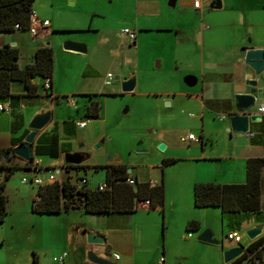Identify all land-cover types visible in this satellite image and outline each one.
Listing matches in <instances>:
<instances>
[{"label":"rangeland","instance_id":"374dc122","mask_svg":"<svg viewBox=\"0 0 264 264\" xmlns=\"http://www.w3.org/2000/svg\"><path fill=\"white\" fill-rule=\"evenodd\" d=\"M162 1L164 0H159V4ZM262 2L264 3V0ZM98 4L101 7L108 5L106 0L105 3L103 0H76L73 6L69 5L67 0H34L31 5V10L38 19H46L50 26L59 28L54 29L58 31L52 34V38L58 41L64 36L79 37L83 39L80 44L85 47L87 44L89 53L86 61H89V64L84 65L81 70H85L88 74L87 78L94 86L98 88L100 84L102 85V77L106 73L111 75L110 85L101 86L105 95L100 98L98 118L87 120L86 127L82 129L83 132L88 130L89 134L92 130L95 131L94 136L89 135L87 140L82 137L76 143L75 147L82 158L80 163L82 168L70 172L71 181L84 176L88 187H95L104 174L103 169L98 166L117 160L145 179H156L159 182L162 175L164 210L160 213L157 209L146 210L140 207L129 216L122 213L80 211L73 212L72 216L67 217L64 214L35 215L30 213L28 195L33 193L36 185L20 182L21 177L35 174L16 169L4 183L7 184L4 194L8 209L6 224L1 229L7 223L14 225L12 229L8 228L3 232L5 245L0 248V264H31L32 253L36 256V264H59L53 260V257L61 252L66 253L63 264H88L87 252L104 257L112 264H130V260L119 250L116 252L120 259L113 260L108 247L85 241V231L87 232L92 225L104 224L103 227L107 228L118 223L124 224L127 221L126 217L130 216L132 218L128 223L133 230L135 262L163 264V255L166 254L165 264H225L222 252L229 244L234 243L225 238V234L230 229L226 227L224 219L219 216L217 209L193 208L190 193L180 191L182 168L186 165V162L180 158L190 152L199 153L200 150L197 142H181L180 137L188 132L198 137L200 132L191 118L186 116L188 109L184 106L179 107V104L176 106L175 101L167 108L164 104L168 100L162 102L160 100L164 93L174 92L175 87L178 86V75L171 65L172 42L167 34H162L165 38H160L158 34H150L139 45L128 47L131 43L116 33L114 24L106 22L102 26L114 32L110 47L113 50L107 51L109 44L104 45L102 50L99 49L98 43L104 40L100 39L99 34L88 30L70 29L86 27L88 12L95 10ZM165 11L170 14L172 11L175 12L176 8L169 7ZM195 17L194 15L190 19L194 20ZM259 18L264 21V15H260ZM96 19L93 17L92 21H97ZM2 37L6 38L5 34H2ZM11 37L18 42L17 64L22 66L29 58V43L32 41V36L27 31L16 30ZM33 38L39 40L40 37L36 35ZM46 40L49 42L47 46H50L52 51L51 74L54 77V85L68 88L74 82L76 68V58L66 54L71 52L62 48V42L68 39L60 41L59 45L57 42L51 44L49 39ZM117 50L122 58L120 66L112 57ZM64 71L71 74L69 79L66 78ZM128 74H131L136 86L130 92H120L121 79ZM113 77L117 79L114 80ZM182 83L185 84L183 80ZM150 92L161 95H157L158 97L147 95ZM73 106L62 101L55 104L54 110L63 113L67 112V109L75 110ZM179 108H184V113L178 111V116L173 121H165L166 117H171L170 114ZM221 116L224 122L227 121L225 115ZM216 124L218 125L216 119H209L205 123V128L207 130L209 126L210 130H214ZM220 135L218 139L211 137L213 148L219 149L223 146L225 136ZM208 143L209 141L206 140L202 148L207 149ZM159 144L164 146L163 149H158ZM164 158H173L177 161L162 167L161 160ZM95 165L97 167L92 168ZM48 172L54 173L53 170ZM43 175L44 173H41V176ZM53 175L55 179L60 176V174ZM1 178L0 175V180ZM170 201L173 204L172 210L168 207ZM188 217L199 218L198 231H185L184 225ZM106 220L111 222V225L104 223ZM262 221L261 212L250 213L244 217L245 226L237 230L240 245L247 243L245 231L250 222H255L257 225ZM204 229L212 233L214 230L213 237L219 245L195 239V236ZM187 234L190 238H187ZM239 264L246 263L242 261Z\"/></svg>","mask_w":264,"mask_h":264},{"label":"crops","instance_id":"0c3cea01","mask_svg":"<svg viewBox=\"0 0 264 264\" xmlns=\"http://www.w3.org/2000/svg\"><path fill=\"white\" fill-rule=\"evenodd\" d=\"M67 1L69 5L72 6L76 3V0ZM103 1L105 3V0ZM106 1L108 5L101 7V5L98 4L95 10L88 12L89 15L86 27L70 29L88 30L99 34V36H101L100 39L102 38L105 40H100L98 43L99 49L102 50L105 47L104 45L109 44V47H107L108 52L112 49H110V47L112 45L111 40L114 39V32L102 26L106 22L114 24L117 29L116 33L119 35H122L120 31L123 28H127L134 33V39L132 41L122 35L127 39L128 43H131L128 47L133 48L139 45V43H142L150 34H158L160 38H165V36L162 35L163 33L167 34V37L172 42L171 51L173 59L171 65L178 75V86L175 87L174 92L164 93L165 95L161 97L160 100L161 102L168 100L167 104H164L167 108L171 107L175 101L176 106L179 104V107L184 106L185 109H188L186 110V116L191 118L190 120L197 125L200 132L199 136L196 137L200 148L199 153L190 152L180 158L182 161L186 162V165L182 168L180 191L184 193L188 191L190 193L191 204L192 187L195 183H243L245 180V162L249 158L263 159V165L259 170L261 180V174L264 172V125L260 121H249L246 133L240 135L227 131V121L224 122V118L219 120L217 117L219 115L227 116L234 111L233 97L236 94H242L244 92L246 87L245 81L247 79H254L256 81V88L259 90L258 93L254 94V106L250 111L254 109L255 104L259 101L264 102V68L259 74L254 75L253 71L243 62L244 53L247 49H262L264 51V21L259 18L260 15H264V3L262 0H220V7L217 9H211L209 3H203L199 10L193 9L191 0H174L172 6L168 5V0L162 1L161 4H159V0ZM169 7L176 8V11L167 14L165 10ZM194 15L196 16L195 19H190ZM93 17H96L97 21H92ZM92 22H94L93 25ZM54 29L59 28L50 26L49 23L48 27L38 34L40 37L39 40H35L32 36V41L29 43V58L26 62H23L22 66H18L17 64V56L15 62L19 68L32 62L34 50L40 46H45L44 43L47 41L46 39H49L51 44L57 42L58 45L60 41L64 39L76 43L83 41V39L79 37L66 36L57 41L55 38H52V34L58 31ZM13 32L0 33V45L7 44L10 47L16 48L19 55L18 42L15 38L11 37ZM2 34H5L6 38H3ZM65 51L71 52L66 54H70L76 58L75 79L70 87H56L54 85V77L50 74L48 95H45L40 88L41 79L34 77L30 80L31 84L36 85L34 94L26 95L22 83L11 82L9 86L10 96L0 98V105H7L6 109L3 108L0 110V149H8V153H11V149L21 143L24 137L32 131L28 125L34 116L45 112L49 113L48 121L40 129L34 131L35 134L30 144V170L27 169L24 171L32 172L41 179H46L49 170L54 171L62 169L63 165H65L63 160V155L65 153H79L75 146L82 137H85L87 140L89 139V135L92 134L91 136H94L93 133H95V131L92 130L91 134H89L88 130L83 132L82 129L86 127L87 120L97 119L98 116L96 118H87L83 115V111L90 100L98 99L100 102V98L105 95L101 87L104 77H102V85L100 84L97 88L91 83L89 78H87L88 74H86L85 70H81L84 65L87 66L89 64V61H86L89 53L87 44L84 52L72 50ZM112 57L116 59L117 64L120 66L122 58L118 50ZM156 66H158L157 62ZM67 72L68 71H64V74L67 76L66 78L69 79L71 74L69 75ZM131 77V74H128L121 80ZM181 77H183L182 80L185 84L182 83ZM134 86H136L135 80L133 88ZM147 95L158 97L161 94L150 92ZM58 96L74 98V106H72L75 107V110L67 109V112H55V104L61 103L56 100ZM184 108H179V110L170 114L172 116L166 117L165 121H173L174 118L178 116L179 112L184 113ZM209 119H216L218 121L216 129L210 130L209 126H207L206 130L205 123ZM13 120H15L17 126L15 125L11 128L10 123ZM80 120L85 121V125L82 128L76 127L75 124L76 121ZM86 134L88 135L86 136ZM187 134L191 133L188 132ZM220 134H224L225 142L221 148H213L211 137L218 139L219 136H221ZM206 140L209 141V147L204 149L202 146H204ZM191 142L194 141L185 143ZM0 161L3 165H7L8 163L7 159L0 158ZM81 161L78 165H81ZM176 161L161 166L171 165ZM21 162L22 161L19 159V163ZM107 164L122 163L115 160L100 165ZM128 169L129 175L136 181H146L150 185L158 184L156 179H145L135 170L131 168ZM41 173H44V175L41 176ZM85 181V187L93 189L97 185L103 183L104 174L100 183H97L95 187H88L86 178ZM6 189L7 184H4L3 193ZM34 191L33 193H29L28 200L31 201V198L34 196ZM172 206V201H170L168 205L169 210H172ZM140 207L148 210L145 206H138L137 209ZM203 208L217 209L219 211V216H221L220 210L217 207ZM7 209L6 200V213L3 221L0 223V248L5 245L3 232L8 228L12 229L14 225L12 223H7V225L1 229V227L6 224ZM154 209H157L161 213L164 210L163 203L161 208L156 207ZM78 211L83 212L82 209H71L56 214H35L31 211L30 213L41 216L64 214L67 217L72 216L73 212ZM249 214L250 213L242 214V221L239 225V229L245 226L244 217ZM131 218V216L126 217L127 221L124 224L118 223L107 228L103 227L104 224H94L87 232L85 231V233L100 236L103 240V243L100 245L108 247L111 250V254H117L116 250H119L121 254L130 260V264H142L134 260L133 230L128 223ZM186 219V222L189 220H196L198 222V229L195 231L199 230V218L194 217V219H190L188 217ZM104 223L111 225V222L108 220ZM255 225V222H250L247 229ZM231 231L237 232V230H229L228 232ZM186 236L190 238L189 234ZM258 236L259 234L252 239H248L247 243L241 246L245 248L250 242L256 240ZM235 245L236 244H229L225 249H229ZM163 256L162 262L165 264L166 254ZM119 259L120 257L118 256L117 260ZM60 264H63V261ZM157 264L159 263L157 262Z\"/></svg>","mask_w":264,"mask_h":264},{"label":"trees","instance_id":"16d2710c","mask_svg":"<svg viewBox=\"0 0 264 264\" xmlns=\"http://www.w3.org/2000/svg\"><path fill=\"white\" fill-rule=\"evenodd\" d=\"M34 0H0V33L16 31L13 24L17 23L20 31H25L28 22V14ZM18 51L7 44L0 45V98L9 95L11 82H20L25 88L26 95L35 93L36 85L30 80L34 77L41 79L40 88L45 95L47 92L42 87L44 78H50L52 52L49 46H40L33 52V60L19 68L16 64ZM58 100V99H57ZM100 109L98 99L90 100L85 106L83 115L87 118H96ZM16 118V116H15ZM16 120V119H15ZM15 120L10 127L17 126ZM7 153V165L0 161V223L5 216L4 183L16 169H30L29 162L19 163V158L8 149H0V158ZM176 159L164 158L161 165L174 162ZM263 165L262 158H249L245 162V180L241 184H219L212 182L195 183L192 187V205L195 208L217 207L226 227L230 230H238L244 213L263 214L259 202L261 180L259 170ZM93 166L92 168H96ZM104 169L105 187L98 190L96 187L88 189L85 184H77V178L71 181L70 171L82 168L78 164L63 165L58 179L41 186H35L34 196L30 201V211L35 214H56L71 209H82L85 213H122L129 216L135 212L138 202L148 201V210L156 207L161 208L163 202L162 175L158 184L150 185L146 181H136L129 185L124 182L125 178L131 177L124 164H107L98 166ZM47 169V168H45ZM76 175V174H75ZM198 229L196 220H189L185 224L186 231ZM264 240L262 237L249 243L247 251H252ZM256 251L253 258L259 257ZM246 259V255L240 254L226 264H238ZM252 259L249 260L251 264ZM31 264H36V256L32 253Z\"/></svg>","mask_w":264,"mask_h":264},{"label":"water","instance_id":"95a60500","mask_svg":"<svg viewBox=\"0 0 264 264\" xmlns=\"http://www.w3.org/2000/svg\"><path fill=\"white\" fill-rule=\"evenodd\" d=\"M174 0H168V5L172 6ZM211 9H217L220 7V0H211L209 3ZM45 46L48 45V41H45ZM62 48L64 50H72L76 52H84L85 47L83 44L64 41L62 42ZM243 62L246 64L254 73V75L259 74V72L264 68V51L262 49H247L244 53ZM117 78L114 77V80ZM134 79L128 78L120 82V91L121 92H130L133 89ZM245 89L242 94H236L233 97L234 100V111L229 113L226 116L227 120V131L235 134H244L247 131V125L249 121H256L258 119L257 115H254L250 111L254 105V94L258 93L259 90L256 88V81L254 79H247L245 81ZM167 104V102L165 103ZM49 119V113L45 112L39 115L34 116L29 122L28 127L32 130L28 133L23 141L13 147L11 152L17 158L23 162L31 161L30 153V144L35 134V130L40 129ZM163 145L159 144L158 149H163ZM7 153L1 155L2 159H6ZM81 156L78 153H65L63 155V160L65 164H78L81 161ZM23 169L22 171H26ZM129 169L127 168V172ZM260 233V224L255 225L254 227L247 229L245 235L248 239H252ZM196 240L204 243H210L219 245V242L213 237V233L204 229L199 232L196 237ZM85 241L89 244H102L103 240L100 236L86 233ZM243 250L241 245H235L229 249H226L222 252L223 262L226 264L229 261L233 260L238 256ZM86 260L89 264H112L107 259L101 256H97L92 252L86 253Z\"/></svg>","mask_w":264,"mask_h":264},{"label":"built area","instance_id":"2783aa9c","mask_svg":"<svg viewBox=\"0 0 264 264\" xmlns=\"http://www.w3.org/2000/svg\"><path fill=\"white\" fill-rule=\"evenodd\" d=\"M210 2H211V0H191V6L193 7V9L199 10L203 3H210ZM48 25H49L48 20L38 19L37 16L35 15V13L31 10L28 14V22H27V27H26L25 31H27L31 36H36L40 33V31H42L43 29H46L48 27ZM13 29L20 31L21 27L17 23H15V24H13ZM120 32L128 40L132 41L134 39V33L132 31H130L129 29L123 28V29H121ZM110 80H111V75L109 73H106L104 75L103 84L106 86L110 85ZM42 87L47 92V94H49V79L48 78L43 79ZM62 101H64L68 105H71V106L74 105V101H73L72 97H60V98H58V102H62ZM3 108L6 109L7 105H5V106L0 105V110H2ZM252 113L254 115L258 116V119L256 121H260L264 125V102L263 101H259L258 103L255 104V107L252 110ZM217 118L219 120L223 119V117L221 115H219ZM75 124H76V127L82 128L85 125V121H83V120L76 121ZM180 141L197 142L198 139L196 137H194L192 134H186L184 137L180 138ZM28 170H30V169H28ZM60 172H61V170H54V173H48V175L46 176V179H41L36 174L33 176H29V177L24 176V177H21L20 182L21 183H30V184H34L36 186H41L45 183H50V182L54 181L55 178H54L53 174H60ZM77 179H78L77 184H79V185H81V184L84 185L86 182L84 177H79ZM124 182L129 184V185H133L134 179L131 177H127V178H125ZM261 182H262V186H261V189L259 191V200H260L261 211L264 213V172L261 174ZM104 187H105V185L103 183L96 186V188L98 190H101ZM137 205L147 207L148 201L143 200L141 202H138ZM263 233H264V221L260 225V233H259V236L257 238L262 237ZM225 238L227 240L232 241L234 244L239 245L238 243L240 241V237L237 234V232H235V231L228 232L225 234ZM247 247L248 246L243 248L242 252L240 253V254L246 255V259L243 261L247 264V263H249V260L252 259L251 264H264V240L259 245H257L252 251H249V250L247 251ZM256 251H259L260 255H259V257H257L255 259L252 256L255 254ZM65 256H66V253L61 252L56 257H53V260L60 264V263H62ZM112 258H113V260H117L118 255L112 254Z\"/></svg>","mask_w":264,"mask_h":264}]
</instances>
